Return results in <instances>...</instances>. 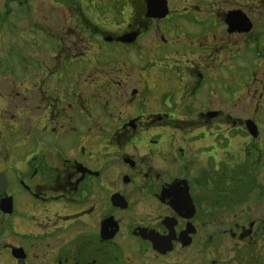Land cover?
<instances>
[{"label":"flooded vegetation","instance_id":"obj_1","mask_svg":"<svg viewBox=\"0 0 264 264\" xmlns=\"http://www.w3.org/2000/svg\"><path fill=\"white\" fill-rule=\"evenodd\" d=\"M95 1L29 74L58 147L0 154L8 263L264 264V0Z\"/></svg>","mask_w":264,"mask_h":264},{"label":"rangeland","instance_id":"obj_2","mask_svg":"<svg viewBox=\"0 0 264 264\" xmlns=\"http://www.w3.org/2000/svg\"><path fill=\"white\" fill-rule=\"evenodd\" d=\"M65 1L0 0V154H4L5 158L19 155L27 149L35 151L38 148L40 152L45 147H58L52 140L53 134H42L37 124L33 123L41 112L42 104L34 94L29 96L26 92L30 89V73L39 74L45 70L49 74L50 70L55 72L58 69V35L67 36V28L63 27V33L58 31L61 21L72 22L75 19L72 12L67 18L58 12L59 9H67L63 7L68 4ZM93 4L94 9H102L105 15L100 20L104 21L102 23L107 25L110 22L112 25L113 20H118L114 11L117 7H113L117 5L97 3L95 0ZM70 22L67 25H71ZM54 80V77L48 78L43 90L50 91L52 97L58 99V93L53 91L56 86ZM240 146L236 144V148ZM2 168L4 166L0 163ZM5 222L6 219L0 216V228ZM4 241H10L6 230L0 231V247ZM0 251L4 255L0 257V264H10L6 252L3 249ZM227 255L231 257L230 253ZM211 259L215 260V257H207V263ZM200 262L198 258L192 260L191 257L190 264Z\"/></svg>","mask_w":264,"mask_h":264},{"label":"water","instance_id":"obj_3","mask_svg":"<svg viewBox=\"0 0 264 264\" xmlns=\"http://www.w3.org/2000/svg\"><path fill=\"white\" fill-rule=\"evenodd\" d=\"M164 16H165V11H163V13L161 15H159V17H164ZM248 130L251 131V128L249 127ZM6 186H7V182H6V179H5L4 175L0 174V193L5 190ZM10 204L11 203H10L9 200H4L3 202H1L0 211L3 214H8L9 213Z\"/></svg>","mask_w":264,"mask_h":264},{"label":"trees","instance_id":"obj_4","mask_svg":"<svg viewBox=\"0 0 264 264\" xmlns=\"http://www.w3.org/2000/svg\"><path fill=\"white\" fill-rule=\"evenodd\" d=\"M6 16V15H5Z\"/></svg>","mask_w":264,"mask_h":264}]
</instances>
